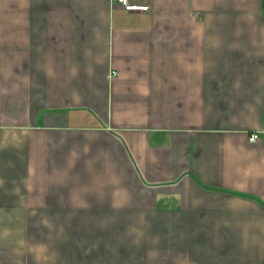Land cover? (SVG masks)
I'll return each mask as SVG.
<instances>
[{"label":"crops","instance_id":"1","mask_svg":"<svg viewBox=\"0 0 264 264\" xmlns=\"http://www.w3.org/2000/svg\"><path fill=\"white\" fill-rule=\"evenodd\" d=\"M131 2L0 0V264H264V0Z\"/></svg>","mask_w":264,"mask_h":264},{"label":"built area","instance_id":"2","mask_svg":"<svg viewBox=\"0 0 264 264\" xmlns=\"http://www.w3.org/2000/svg\"><path fill=\"white\" fill-rule=\"evenodd\" d=\"M114 2L120 3L126 10L128 11H135V10H148V6L146 5H137L131 2V0H111ZM115 74V72H113ZM259 135L257 133L251 134L249 140L250 142H255Z\"/></svg>","mask_w":264,"mask_h":264}]
</instances>
